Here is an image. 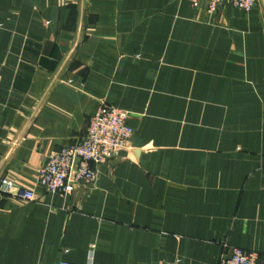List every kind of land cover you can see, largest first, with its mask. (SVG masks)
Wrapping results in <instances>:
<instances>
[{
  "label": "crops",
  "instance_id": "obj_1",
  "mask_svg": "<svg viewBox=\"0 0 264 264\" xmlns=\"http://www.w3.org/2000/svg\"><path fill=\"white\" fill-rule=\"evenodd\" d=\"M0 0V264H264V0ZM134 135L70 194L49 153L101 104Z\"/></svg>",
  "mask_w": 264,
  "mask_h": 264
},
{
  "label": "built area",
  "instance_id": "obj_2",
  "mask_svg": "<svg viewBox=\"0 0 264 264\" xmlns=\"http://www.w3.org/2000/svg\"><path fill=\"white\" fill-rule=\"evenodd\" d=\"M191 1L195 7L200 5V0ZM224 2L244 11L253 10L257 4V0H208V12L214 13ZM128 118V111L112 104H101L84 135L49 153L38 169L37 188H20L13 180L3 178V190L23 200L35 201L40 190L70 194L78 185L94 184L98 168L131 141L134 130L128 124ZM258 260L257 252L236 246L223 254L218 264H257Z\"/></svg>",
  "mask_w": 264,
  "mask_h": 264
}]
</instances>
